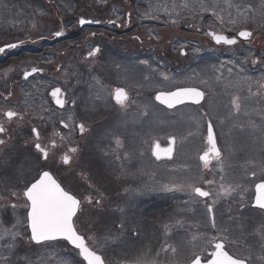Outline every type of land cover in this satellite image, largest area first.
<instances>
[{
    "label": "flooded vegetation",
    "instance_id": "1",
    "mask_svg": "<svg viewBox=\"0 0 264 264\" xmlns=\"http://www.w3.org/2000/svg\"><path fill=\"white\" fill-rule=\"evenodd\" d=\"M103 1L82 0L83 9L76 14L62 0L63 17L57 23L64 28L57 36L49 20L45 23L6 12L12 8L48 10L58 0H0V48L4 49L0 52V126L5 129L0 140L6 142L0 145V264H86L65 240L30 241L24 192L45 171L81 201L73 217L74 228L104 264H190L195 256L200 257V264H208L215 243H224L230 255L245 259L246 264H264V210L254 207L255 185L264 182V159L247 162L251 150L245 142L253 131L243 128V103L237 101L239 110L232 104L237 91L223 89L220 99L222 92L214 89V73L228 71L232 63L244 77L264 75L259 42L251 36L229 46L214 45L211 35L221 26L204 16L184 19L183 8L189 4L184 0ZM124 5L131 6L132 16L123 12ZM150 11L158 12L157 23L151 17L141 21L139 13ZM81 19L90 23L80 25ZM184 20L192 21L187 29L194 37L170 40L143 30L149 24L163 28L169 23L183 30ZM41 22L47 26L39 31ZM110 24L115 33L103 32ZM122 24L131 26L122 28ZM138 30L144 34L137 35ZM126 33V40L116 36ZM215 54L224 57L223 70H217ZM249 54L254 58H247ZM190 77L191 82L183 83ZM56 88L61 90L58 98L63 106L51 94ZM116 88L128 94L124 107L114 102ZM182 88L203 92L201 103L167 109L155 100L158 92ZM239 88L264 102V80L255 86L243 82ZM8 111L17 115L8 119ZM209 124L221 156L219 160L211 157L205 167L200 156L209 147ZM110 127H114V133L107 134L111 149L100 150L101 166L91 165L92 176H88L87 163H92L89 154L82 157L78 141L95 136L96 130L108 132ZM156 144L160 159L152 154ZM170 146L167 158L164 150ZM64 156L69 158L67 164ZM108 158L110 165L105 163ZM108 168L112 177L99 178L100 173L107 175ZM95 180L113 185L111 238L95 233L87 224L91 211L104 199L98 196L101 191L94 187ZM222 186L229 189L228 194ZM194 187L209 196L195 195ZM122 220L123 230L116 227ZM225 228L229 229L227 240ZM131 241L144 243L134 246ZM125 242L127 249L120 245ZM108 245L110 257L102 250ZM166 246L170 247L165 251ZM45 253L49 256L43 261Z\"/></svg>",
    "mask_w": 264,
    "mask_h": 264
},
{
    "label": "snow or ice",
    "instance_id": "2",
    "mask_svg": "<svg viewBox=\"0 0 264 264\" xmlns=\"http://www.w3.org/2000/svg\"><path fill=\"white\" fill-rule=\"evenodd\" d=\"M262 5H264V0H262ZM79 23L83 25L85 23H90V21L81 19ZM55 35L59 36L61 33L57 32ZM212 35L213 39L217 43L223 42L229 45L236 43L235 39H229L223 35ZM238 35L240 37L247 38L251 35V33L249 31H241ZM7 47H15V45H8ZM3 51L4 49L0 48V52ZM95 51H99V49H96ZM95 51L90 52L89 55H94ZM33 71H36V69H33ZM27 75L28 73H25L26 77ZM165 79H167V77H165ZM60 91L61 90L59 88H56L51 94L53 97H57L56 102L63 106V100L58 98ZM113 96L116 102L121 105V107L125 106L124 101L127 100V93L123 88H116ZM203 96L204 93L198 91L195 88H182L175 92H161L156 96V100L160 101L162 104H167V106L171 108L174 104L183 103L185 100H191L193 103H199ZM232 104L237 110H239L240 106L235 98L233 99ZM16 115L17 114L12 111L5 113V116L8 119H11ZM79 127L81 132H83L84 126L81 124ZM4 131V127L0 126V133H3ZM35 131L36 130L33 129V132ZM5 143L6 142L4 140H0V145ZM171 143L172 141L170 140V145ZM207 143L209 145L208 149L203 153V155L200 156V159L204 162L205 167L208 166L209 159L211 157L219 160L221 156L220 150L216 146L211 124L208 125ZM116 144L118 147L121 146V141L119 138L116 139ZM36 147L39 149L40 145L37 144ZM72 151H75V149ZM171 152V146L164 150V154L169 157L171 156ZM152 154L157 159L161 158L158 144L154 145ZM63 162L65 164L69 162L68 156L63 157ZM252 175H255V173H252ZM237 187L239 186L237 185ZM255 189L257 195L255 197L254 207L264 210V182L257 183L255 185ZM223 191L225 194L229 193V189H223ZM193 192L199 197L209 196L207 191H203L199 187H194ZM24 196L28 202L26 205L28 207L27 225L31 231V242L41 244L46 241L63 239L68 241L71 245L79 250V256L82 257L86 264H104L101 256L89 248V246L85 243L84 237L79 235L74 228L73 217L80 208L81 201L75 196L71 195L69 192L65 191L48 172H43L38 180H36L34 183H31L30 186H26ZM89 202L91 201L89 200ZM96 203L99 204L100 201H97ZM12 207H15V205H12ZM208 212L210 214L213 212L211 206H208ZM116 227L123 230L125 227V222L122 220L118 225H116ZM212 227H216L215 219H213ZM223 232L226 234L224 239L227 240V233L229 232V229L225 228L223 229ZM133 234L136 235L137 233L134 232ZM193 239H195V237H193ZM168 247L170 246H166L164 250L166 251ZM214 248L215 251L211 253L212 258L208 261V264H246L245 259L230 255L229 252L225 250L224 243H215ZM171 250L173 252L176 251L175 248H172ZM190 264H200V257L195 256Z\"/></svg>",
    "mask_w": 264,
    "mask_h": 264
},
{
    "label": "rangeland",
    "instance_id": "3",
    "mask_svg": "<svg viewBox=\"0 0 264 264\" xmlns=\"http://www.w3.org/2000/svg\"><path fill=\"white\" fill-rule=\"evenodd\" d=\"M27 0H24V2H26ZM111 0H105L103 2H110ZM189 2L188 5L191 6H196L199 5L201 11H203L204 14L209 13V16L212 15L213 18L219 22L223 19L225 20H230L229 22H227L228 24H234L235 26L239 24H242L243 20H237L239 16V13H237V15H233V12H230V8L228 5H223V0H184ZM234 1V0H233ZM238 3V6H241V3L244 2V0H235ZM254 2H260L262 5V0H251ZM56 2V0H55ZM195 2V5L191 4ZM56 4H58L57 6L55 5H51L49 7L48 10L46 9H42V8H37L36 10L33 9V11L31 9H22L21 8H12V9H7V14H12L14 12V16L19 15V13H23L21 15V17H32L33 20L39 18L40 20H42V22L46 23V20H49L47 22L48 23H53V28L55 32H60L62 31V29L64 28L61 25H59L57 23V20L60 19L61 17H63L62 15H60L62 9V0H58V2H56ZM67 6L69 5V8L71 9H75L76 11H74V13H78L80 12L81 8L83 9V3L82 0H67ZM8 6V5H7ZM86 6V5H85ZM264 7V5H262ZM87 7V6H86ZM177 10L176 8L171 9V11H175ZM23 11V12H22ZM123 12H130L131 16H132V10H131V6L129 5H124L123 8ZM225 12V13H224ZM238 12V11H236ZM123 13V14H124ZM130 13H127V15L129 16ZM125 15V14H124ZM139 16H143L141 21L147 22L149 20V18L151 17V19H156L158 16V12H153L150 11L148 13H144V12H140ZM184 19H189L186 17H190L189 14H183ZM244 18H246L244 16ZM156 19V23H157ZM39 23V31H41L43 28H45L47 25L46 24H42ZM190 22H186L182 27L183 30H175L173 29V26H171V23H169V25L164 26L163 28L158 27L155 24H149L146 25L144 27V31H152L155 34H157V37H162L163 35H166V39H176L177 36L186 39V38H192L195 36V34L193 35V32H190V29H187V24H189ZM34 24L36 27L38 26V24L36 23H30ZM126 26H131L130 25H125L122 24V28L126 27ZM264 26V25H262ZM260 26H256L253 28H249V27H243L242 25L239 28L234 29V31L240 30V29H244L247 28L249 30H251L252 32V40L257 39V41L259 42V44L257 45V48L261 50L262 55H263V60H264V29L260 30ZM107 30L104 29L103 32L106 31V33H115V29H114V25L110 24L106 26ZM48 31V29L46 30ZM45 31V32H46ZM129 32V31H126ZM142 31H136L135 33H140ZM125 33V32H124ZM144 33H140L137 34L139 36H141ZM116 36H122L123 38H125L124 40H126V38H129L128 33L124 34V35H116ZM197 39V37H196ZM116 40V39H114ZM199 47V46H197ZM217 55V54H215ZM214 55V56H215ZM247 58H251L253 59V54H249ZM214 59L216 60V57H214ZM259 61V59H258ZM216 62V61H215ZM216 64L220 65V68L217 70H220L222 68H224V65L226 64L223 60H219ZM215 64V65H216ZM223 70V69H222ZM262 71L264 72V66ZM137 75V74H136ZM214 89H220L221 90H229L232 92V88L235 89L237 92L233 94V99L235 98L238 102H242L243 103V107H242V114L244 116V118H246V124L243 125V128H245L247 130L248 133H250L251 131H253L251 133V136H248L245 142V145H247V149L251 150V156H249L250 158L247 159L248 161L253 162H257L259 160H263V149H264V102L260 101V99H255L254 96L251 95V93H249V90H245V89H240L239 85L241 83L244 82V85H247V83L250 86H255L259 81H263L264 79V75H258V76H242L239 71L238 68H236L235 65H233V63L230 65V69L226 72H215L214 73ZM171 76V75H170ZM172 77V76H171ZM191 78V77H190ZM184 78L183 83L186 82H191L192 78ZM138 81V76H136V81L135 83ZM246 82V83H245ZM134 83V84H135ZM156 90V89H155ZM154 90V91H155ZM222 92V91H221ZM214 95L215 94V90H214ZM224 93H220L219 94V98L222 99L224 96ZM259 97V96H258ZM232 99V101H233ZM216 102H220L219 99L216 100ZM168 116H171V114H168ZM224 119V115L221 116ZM223 123V122H221ZM98 130H96L94 132L95 136H91V137H86V138H82L80 141H78V146L79 149L82 151V157H85V154H89V159L91 161L92 164H88L87 163V172H88V176H92V171H91V165L92 166H101L100 162H98V160H100L98 158V155L102 153L100 152V150L103 151V149L106 151H109L111 149L110 146V142H109V137L107 136V134L112 135V133H114V127H110L108 128V132L106 130L100 131L99 133H97ZM262 141V142H261ZM75 142V140L72 138V143ZM262 144V145H260ZM108 147V148H106ZM88 149V151H87ZM263 151V152H262ZM109 161V160H108ZM79 162V159H77V164ZM110 162V161H109ZM110 165V163H108ZM37 166V164H36ZM108 166V165H107ZM252 171H254L255 173L258 171L256 168L252 169ZM28 176V175H27ZM98 176H101L99 178H110V176H104L103 174H99ZM71 177L73 178V174L71 173ZM171 177H174V175H172ZM227 178V177H226ZM93 185L96 189H100L101 192L98 193V196H103L104 199L101 200V202L105 199H107V204H103V206L100 207L102 208L103 212H108L109 210H111L112 208H110V204H112V201L110 200V187L113 186L111 183L107 182L104 183L102 185H100L99 183L95 181H93ZM168 188V187H167ZM90 230H93V228L90 226V224L88 225ZM140 243H144V241H135V242H130V245L134 244V246L140 244ZM122 247L126 248L128 247L129 243L125 242L124 244H120ZM49 255L47 253L45 254H41V258L43 261H46V258ZM121 264H127L125 262L121 263ZM137 264V263H136Z\"/></svg>",
    "mask_w": 264,
    "mask_h": 264
},
{
    "label": "trees",
    "instance_id": "4",
    "mask_svg": "<svg viewBox=\"0 0 264 264\" xmlns=\"http://www.w3.org/2000/svg\"><path fill=\"white\" fill-rule=\"evenodd\" d=\"M223 5H228L229 8L231 9L230 12H233V15H237V13H239V16L237 20H243L242 24L238 25H234V24H230L229 26V31L230 32H234V29L239 28L241 25L243 27H249V28H253L256 26H260V30L264 29V7L261 5L260 2H254L251 0H244L243 3H241V6H238V3L234 0H223ZM140 10V9H138ZM238 11V12H236ZM244 16L246 18H244ZM184 18V16H183ZM186 21L184 20V23ZM228 29H226V27L223 25L222 28L219 29L220 32H227ZM106 162L110 163L107 160H105ZM104 166V165H103ZM104 169V168H103ZM107 171V175L106 176H110V178L112 177V172L111 169L108 168ZM111 191V189H110ZM111 193V192H110ZM112 201V200H111ZM102 204H107V199H105L104 201H102ZM110 208H113L112 204L109 205ZM114 209V208H113ZM114 211L111 209L108 212H103L102 208L98 205H96V208L93 209L90 213V215L88 216V220H87V224L93 228V231L97 234L99 233H106L109 238L113 237L111 236V233H114V227L112 224V220H114ZM96 235V234H95ZM109 241V240H108ZM103 253L105 254L106 257H110L111 256V251L112 248L111 246H106L102 248Z\"/></svg>",
    "mask_w": 264,
    "mask_h": 264
},
{
    "label": "water",
    "instance_id": "5",
    "mask_svg": "<svg viewBox=\"0 0 264 264\" xmlns=\"http://www.w3.org/2000/svg\"><path fill=\"white\" fill-rule=\"evenodd\" d=\"M244 31H245V30H244ZM240 32H241V31H240ZM238 34H239V33H238ZM238 37H240V36L238 35ZM240 38H243V37H240ZM243 39H245V38H243ZM213 41H214L216 44H219V43H217L214 39H213ZM222 43H223V42H221V44H222ZM175 91H178V90H175ZM175 91H173V92H175ZM158 94H159V93H158ZM158 94H157V95H158ZM157 95H156V96H157ZM157 102L160 103V101H158V100H157ZM185 102H192V101H191V100H185L183 103H185ZM160 104H162V103H160ZM179 104H182V103H179ZM162 105L168 107L167 104H162ZM176 105H178V104H174L173 107L176 106ZM168 108H169V107H168ZM171 108H172V107H171ZM167 157H169V156H167ZM51 177H52V176H51ZM52 178H53V177H52ZM30 233H31V231H30ZM61 240H63V239H61ZM65 241H66V240H65ZM67 242H68V241H67ZM68 243H69V242H68ZM69 245L72 246L73 248H75V247H74L73 245H71L70 243H69ZM75 249H76V248H75ZM76 250H78V249H76ZM78 251H79V250H78ZM81 258H82V257H81Z\"/></svg>",
    "mask_w": 264,
    "mask_h": 264
}]
</instances>
